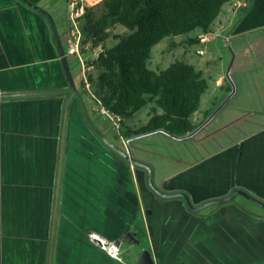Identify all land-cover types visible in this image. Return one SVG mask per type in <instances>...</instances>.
I'll return each instance as SVG.
<instances>
[{"label": "crops", "instance_id": "crops-1", "mask_svg": "<svg viewBox=\"0 0 264 264\" xmlns=\"http://www.w3.org/2000/svg\"><path fill=\"white\" fill-rule=\"evenodd\" d=\"M28 1L54 11L62 0ZM210 31L215 35L208 44L217 47L219 42L227 49L229 67L219 70L216 61L206 62L203 72L194 67L213 84L210 93L220 92L219 104L214 106L218 98L211 96L203 116L204 123L221 118L211 131H218V136L210 133L208 139L223 153L219 169L206 171L200 179L210 188L205 194L217 195L200 199L185 188L165 190L157 184L155 168L154 181L167 193H186L195 207L228 197L232 191H245L264 202V0L223 5ZM68 88L48 21L20 0H0V95ZM200 111L199 106L193 117ZM80 124L85 125L76 98L69 93L0 99V264H123L109 258L87 234L96 233L116 244L120 258L121 239L127 234L134 239L131 225L137 217L144 228L146 224L157 228L154 241L146 234V249L151 251L152 245L157 250L156 264H264L260 216H250L232 204L200 215L182 199L156 201L141 169L143 187L136 185L133 191L129 185L120 191L114 171L101 172L94 156L84 160L83 150L71 138V130ZM225 148L233 150L224 152ZM217 184L220 188L212 189ZM143 196H153V202L164 206L161 215L149 213L147 223ZM229 207L244 217L229 218ZM171 221L188 228L184 240L192 242L186 243L189 246L165 242L164 229ZM191 221L193 225L188 224ZM116 225L123 226L121 234L110 241ZM127 253L136 264L139 253L132 249Z\"/></svg>", "mask_w": 264, "mask_h": 264}, {"label": "trees", "instance_id": "trees-1", "mask_svg": "<svg viewBox=\"0 0 264 264\" xmlns=\"http://www.w3.org/2000/svg\"><path fill=\"white\" fill-rule=\"evenodd\" d=\"M229 2L231 0H101L84 7L80 19L82 52L101 50L94 61L98 75L96 79L88 77L91 91H81V96L91 120L104 136L106 132L98 125L100 113L92 111L86 96L91 95L98 112L104 111L118 122L114 140L106 136L108 140L117 145L115 142L119 139L131 141L156 133L180 140L197 131L200 124L193 123L192 117L207 91V80L194 66L183 61L176 60L163 70L150 69L148 61L152 49L164 39L186 37V45L197 46V34L189 35L208 33L223 5ZM120 29L125 30L124 33L119 32ZM109 40L116 44L104 49ZM143 111L147 119L144 125L126 124ZM232 193L234 191L229 195Z\"/></svg>", "mask_w": 264, "mask_h": 264}, {"label": "rangeland", "instance_id": "rangeland-1", "mask_svg": "<svg viewBox=\"0 0 264 264\" xmlns=\"http://www.w3.org/2000/svg\"><path fill=\"white\" fill-rule=\"evenodd\" d=\"M82 1L87 6H93L101 0ZM38 6L42 8L41 5ZM42 9L51 15L60 43L63 47L64 52H66V26L68 16L70 15L68 3L64 2L63 0L58 1V4L54 11H48V7H44ZM124 31L125 30L123 29L119 30V32L123 33ZM185 40L186 37H176L164 39L163 41H161L152 49V54L150 60L148 61V67L152 70H163L174 61L179 60L185 63H190L191 65L200 68L202 72L205 68L204 64L206 62L212 64L214 63L213 61H216L214 66L217 69L221 70L222 68H224L225 71L228 69L229 66L226 55L228 51L227 49L225 50L222 44L219 45L218 42V44H216L217 47L213 46L214 42L211 44H207L205 47L204 56L198 57L195 54V50L198 47L186 45ZM115 44L116 41L109 40L104 45V49H109ZM100 50L101 49H95L93 51H89L88 49H85L86 53L84 54V57L86 58V70L84 73V79L88 84V87H83V85L85 84L78 85L81 78L80 66L76 59L65 55L71 77L73 78L76 87H78L80 94L81 91H85V93H90L91 91V86L87 82V79L89 76L93 79H96L98 75V71L96 66L94 65V61L96 60ZM221 56L223 59H221ZM218 59H221L222 61L219 62ZM206 78L208 77L206 76ZM207 82L209 86L208 93H210L213 90V84L209 81ZM230 90L231 92L233 90L232 84L230 85ZM208 93H205L201 97L200 108L202 109V111H200L199 114H196L193 117V123L200 124V126L205 121L203 111H205V109L208 110L209 108V106L206 104V102H209L207 100H209L211 96H216L218 99H215L216 103L214 106H217L220 102V92L210 94ZM86 98L87 101L92 104V111L97 112L98 114L100 113V119L98 122L99 128L106 132V136L108 139L114 140L116 129L119 128L118 123L111 117L107 116L104 111H97L96 106H94L91 102L92 98L90 94H88ZM211 101L215 102L213 98L211 99ZM220 119L218 116L208 118V120L203 124L202 127L198 129V131H196L195 134L183 140H170L167 137L155 134L138 137L129 142H124L122 139H119L118 142H114L121 149L125 150L130 156L148 161L150 165L155 168L157 184L163 189L172 191L185 188L193 197H200V199H203L201 197L207 198L210 197V195H217L205 194L207 191H210V188L208 189V187H205L201 182L202 180L200 179H203V175L204 173H206V171L213 172L219 169V158L220 153H223V149L220 150V147L210 146L211 142L209 141V139L211 136L210 133H213L211 131H214V128L220 125ZM146 120V115L143 111L140 114H137L135 118L131 120V122H127L126 124L139 126L144 125ZM80 125V128H74L71 130V138L74 139L75 143L77 144V148L83 150L82 153L84 154V160H87V157L90 158V156H94V159H97L100 163L101 172H103L104 170L114 171L115 187L117 189H120V191L123 188L127 189L129 185L133 191L136 185L138 186L140 184V186L143 187L145 179H140L141 174L140 172H138V170H136V168L128 166L123 161L112 155L100 143L96 141V139L91 135L90 131L85 125ZM217 132L218 131H215V133L213 134L215 136H218ZM226 150L232 152L231 150L233 149L225 148L224 152H228ZM212 158H218V160L211 161ZM137 175L139 176V179ZM195 177L198 178V180H196ZM193 181L197 182L191 184V182ZM220 186L221 185L219 184H217L216 186L214 185L212 186V189L214 187L220 188ZM206 188L208 190L205 192ZM229 204L240 207L244 213L250 216H260L264 221V209L251 200H248L240 195H236L230 202H226L223 204H212L211 206L204 208L196 214L204 215L206 213L215 212L218 211V209ZM228 212L229 218L230 216L244 217L241 213H239L237 209H234L232 207H229ZM122 227L123 226L121 225L115 226V231L113 232L114 235L110 232V241H113L114 238L117 239V237L121 234ZM131 230L134 234V240L139 244L130 245L122 242L120 243V247L122 249L120 253V262L122 261L123 264H133L132 259L128 258L127 252H129L130 249L134 250L137 253H140V250H145L148 247L145 228L139 217H137L132 223Z\"/></svg>", "mask_w": 264, "mask_h": 264}, {"label": "water", "instance_id": "water-1", "mask_svg": "<svg viewBox=\"0 0 264 264\" xmlns=\"http://www.w3.org/2000/svg\"><path fill=\"white\" fill-rule=\"evenodd\" d=\"M21 3L29 10L35 12L36 14L40 15L44 19L48 21L49 24V29L50 32L52 33L54 40H55V45H56V54L57 57L59 58V61L61 63L63 73L65 75V78L67 80L69 88L66 90H50V91H36V92H27V93H15V94H5V95H0L1 98H12V97H29V96H42V95H53V94H61V93H69L75 96L78 107L80 109V113L82 116V119L86 123V125L89 127L90 131L92 134L95 136V138L108 150L113 152L115 155L119 156L122 158L124 161H126L130 167L134 166L136 168H139L146 172L147 174V179H146V185L147 188L158 198L160 199H182L188 209L192 213L199 212L203 210L204 208L211 206L212 204H222L231 201L236 195L243 196L244 198L251 200L252 202L256 203L257 205L261 206L264 209V202L255 198L254 196L246 193L245 191H235L232 193L230 196L225 197L223 199H218V200H212L208 201L198 207H195L189 196L186 193L183 192H177V193H167L163 190H161L155 183L154 181V169L153 167L145 163L134 156H130L125 150L121 149L114 143H112L110 140L104 136L101 131L98 129V127L95 125V123L91 120L86 106L84 104V101L81 97L80 91L78 87H76L73 78L71 77L67 59L65 56V52L63 50V47L60 43L59 37L57 35V32L54 27L53 19L51 15L40 8L39 6L29 2L28 0H20ZM122 242H125L127 244H133V245H138V242L133 239V237L130 234H127L124 238L121 239ZM100 250L105 247L106 241L105 240H100V241H93ZM136 264H153V257L152 253L150 250H142L136 259Z\"/></svg>", "mask_w": 264, "mask_h": 264}, {"label": "built area", "instance_id": "built-area-1", "mask_svg": "<svg viewBox=\"0 0 264 264\" xmlns=\"http://www.w3.org/2000/svg\"><path fill=\"white\" fill-rule=\"evenodd\" d=\"M67 3H68L69 10H70V15L68 16L67 26H66L65 55L73 57L74 59L77 60L80 66V71H81V76H80L81 78L79 81V85L85 84L83 85V87L84 86L88 87V84L85 82V79H84V73L86 70V58L84 57V54L82 52V44H81L82 37H81V32H80V19L82 18L84 14V7H86L87 5L82 0H67ZM233 6H235V4ZM213 35L215 34L212 33L211 31H209L208 33H199L197 35V39H198L197 47L198 48L195 50V54L197 56L202 57L204 55L205 47L209 43ZM107 116L109 115L107 114ZM126 142H129V141H126ZM87 235L91 241L104 240L100 235L93 233V232H89ZM101 251L105 252L107 256L113 260H117V261L120 260L117 246L114 243H110L106 241V245L104 248H102Z\"/></svg>", "mask_w": 264, "mask_h": 264}, {"label": "flooded vegetation", "instance_id": "flooded-vegetation-1", "mask_svg": "<svg viewBox=\"0 0 264 264\" xmlns=\"http://www.w3.org/2000/svg\"><path fill=\"white\" fill-rule=\"evenodd\" d=\"M143 171V170H142ZM144 172V171H143ZM146 173V172H145ZM144 173V174H145ZM153 195V194H152ZM154 196V195H153ZM153 196H151L150 198H145L144 196H143V202H144V210H145V214H144V221L146 222V217L147 218H149L148 217V214L149 213H151V214H153V215H155V213L157 214V212H159V214L161 215L162 214V210H163V208H164V206L162 207V205H160V204H158V203H156V202H153L152 201V197ZM155 197V196H154ZM156 198V197H155ZM158 199V198H157ZM156 201H159V202H163V201H161L160 199L159 200H156ZM164 201H166V200H164ZM176 222V221H175ZM147 223V222H146ZM169 225L166 227V229H164V230H166L164 233V235L166 236V238H165V242L166 243H169V245L170 244H172V243H175L176 244V246H179V248H181V247H183L182 245H185V247L186 246H189L188 244H191L192 242L190 241V240H188L187 242L184 240V238H185V236L187 235V232H188V228L186 229V230H183V229H185L183 226L180 228V225L176 222L175 224L177 225L176 226V228L174 227V221H171L170 223H168ZM188 224H191V225H193L192 224V221L191 222H189ZM145 229H146V234H147V237H148V239H149V241H151V239H153V241H154V238H153V236L155 235L154 233H157V228H156V226L155 225H148V224H146L145 225ZM180 231H183L182 233V236L181 237H178L177 238V236L179 235V233L178 232H180ZM238 232H241L243 235H245V233H243L241 230H237ZM228 232L230 233V234H236V233H234L233 231H231L230 229H228ZM235 236V235H234ZM186 243H188V244H186ZM151 244V243H150ZM151 247V251H152V257H153V264H156L155 263V259H156V254H155V252L157 251H154V249H153V247H152V245H150ZM142 251V250H141ZM140 251V252H141Z\"/></svg>", "mask_w": 264, "mask_h": 264}]
</instances>
